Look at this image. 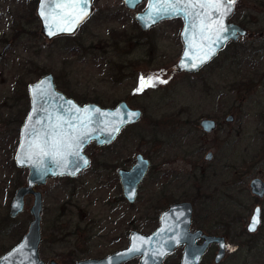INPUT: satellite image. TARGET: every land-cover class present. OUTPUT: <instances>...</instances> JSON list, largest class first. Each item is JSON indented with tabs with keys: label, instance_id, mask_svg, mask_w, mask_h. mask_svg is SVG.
<instances>
[{
	"label": "rangeland",
	"instance_id": "rangeland-1",
	"mask_svg": "<svg viewBox=\"0 0 264 264\" xmlns=\"http://www.w3.org/2000/svg\"><path fill=\"white\" fill-rule=\"evenodd\" d=\"M146 5L131 11L124 0H93L92 16L76 34L50 41L37 0H0V257L22 241L33 221L32 196L17 218L9 215L29 175L14 157L28 86L51 73L58 89L80 103L114 107L126 101L144 115L113 144L90 145L91 166L78 177L54 178L37 188L44 197L43 261L106 257L127 248L133 230L152 234L171 204L188 201L193 230L226 237L221 264H264V199L250 188L253 179L264 181V0H235L232 21L250 35L197 74L178 71V20L154 30L138 27L135 15ZM243 50L248 53L232 58ZM142 77L153 78L151 86L141 88ZM229 115L234 121H226ZM206 118L219 127L203 132ZM138 154L151 161V170L129 204L117 171L133 165ZM257 206L262 225L249 234ZM182 252L180 247L164 264H181ZM216 253L212 246L204 261Z\"/></svg>",
	"mask_w": 264,
	"mask_h": 264
},
{
	"label": "water",
	"instance_id": "water-1",
	"mask_svg": "<svg viewBox=\"0 0 264 264\" xmlns=\"http://www.w3.org/2000/svg\"><path fill=\"white\" fill-rule=\"evenodd\" d=\"M67 0H39L37 16L42 25V33L48 40L60 36H72L92 16L93 0H87L81 7L87 12L75 23L77 10L59 7ZM145 9L138 12L135 21L148 31L163 21L181 18L184 28L181 33L183 51L178 62V71L196 74L219 57L229 43H236L248 36V30L231 21L235 6L223 19L224 29L219 24L208 27L209 21L216 19L214 8L205 4L204 8L185 7L183 0L170 6L173 0H124L127 9L137 10L143 3ZM43 12V15H41ZM2 14L0 7V16ZM203 25V31L201 27ZM71 28L70 31L62 30ZM51 33V34H50ZM227 39H217V37ZM9 46L6 47V50ZM204 57H207L206 59ZM196 64V67H192ZM31 111L22 127L21 137L15 153L18 168L27 169V184L17 189L12 200L10 216L18 217L25 209V200L32 196L34 203L30 209L33 221L22 241L0 259V264H45L40 258L39 247L42 241L41 221L44 208L42 187L54 178H75L90 166V157L85 149L92 143L97 147L112 144L121 131L137 123L142 111L132 109L126 101L114 108H104L98 104L80 105L56 88L53 74L43 76L29 85ZM131 113L137 115L130 116ZM227 122L234 121L229 115ZM201 128L211 133L217 128L213 120L205 119ZM54 143L57 145L54 147ZM211 155L208 159H211ZM150 169V161L139 154L130 170H120L119 177L124 196L134 203L139 186ZM251 192L259 199L264 198V181L255 178L250 183ZM194 207L191 202H178L163 211L159 217V227L150 235L132 231L129 246L101 259H88L78 264H127L140 258L139 264H164L165 260L183 247L181 264H221L227 255V239L219 235L205 233L202 229H192ZM254 218L255 229L250 230ZM262 225V209L257 206L249 220L247 231L255 234ZM216 245L217 253L213 261L203 263L209 249ZM50 264H57L51 262Z\"/></svg>",
	"mask_w": 264,
	"mask_h": 264
},
{
	"label": "snow or ice",
	"instance_id": "snow-or-ice-1",
	"mask_svg": "<svg viewBox=\"0 0 264 264\" xmlns=\"http://www.w3.org/2000/svg\"><path fill=\"white\" fill-rule=\"evenodd\" d=\"M181 0H173V3L170 5L172 7L175 6V4L180 3ZM83 3L86 4L87 0H83ZM183 3L185 4V7H196L199 6L200 8H204L205 4H207L208 6L212 7L215 9L216 13L218 14L216 19H212L209 21L208 27L211 28L212 25L215 24H219L220 28L224 29V25H223V19L224 16L231 11V5L235 3V0H183ZM59 7H64V8H71L73 10H77L78 11V15L75 18V21H73V23H75L76 21H78L79 19H82L85 15H87V12L81 7V0H67L66 3H62L60 5H58ZM41 15H43V12H41ZM62 30H68L70 31L71 28L68 29H62ZM201 30L203 31V25L201 27ZM51 34V33H50ZM217 39H227V37H217ZM205 59L207 57H204ZM192 67H196V64H192ZM152 79L151 77H149L146 81L145 79L142 77L141 78V88L147 84L148 86H151L152 83ZM161 83H165L166 81H160ZM137 114L135 113H131L130 116H135ZM54 147H56L57 145L54 143L53 145ZM257 223V220L254 218L253 223L250 227V230H254L255 229V224Z\"/></svg>",
	"mask_w": 264,
	"mask_h": 264
},
{
	"label": "flooded vegetation",
	"instance_id": "flooded-vegetation-1",
	"mask_svg": "<svg viewBox=\"0 0 264 264\" xmlns=\"http://www.w3.org/2000/svg\"><path fill=\"white\" fill-rule=\"evenodd\" d=\"M32 1H35V0H32ZM38 3H39V0H37V6H38ZM1 7V6H0ZM1 11H2V8H1ZM173 20H178L180 23H181V32H182V29H183V27H184V22H183V20L181 19V18H177V19H173ZM168 21H172V20H168ZM168 21H163V22H161L160 24H158L156 27H154V28H152L151 30H154V29H157V28H159V27H161L163 24H165V23H167ZM138 25V24H137ZM138 27L141 29V30H143L139 25H138ZM181 32H180V34H181ZM61 37H69V36H60V37H57V38H55V39H58V38H61ZM55 39H53V40H55ZM180 39H181V37H180ZM52 41V40H51ZM48 74H50V73H48ZM45 75H47V74H45ZM44 75H42L41 76V78L43 77ZM55 77V76H54ZM40 78V79H41ZM39 81V80H38ZM36 83V82H35ZM34 84V83H33ZM55 84H56V78H55ZM56 88L58 89V87H57V84H56ZM59 90V89H58ZM60 91V90H59ZM62 92V91H61ZM64 93V92H63ZM67 97H69V98H72V97H70V96H68L66 93H64ZM72 99H74V98H72ZM76 100V99H75ZM77 101V100H76ZM26 104H27V108H26V115H25V118H24V120H23V122H22V126H21V128H20V137H21V131H22V127H23V125L25 124V121H26V119H27V117H28V115H29V113H30V111H31V108H32V105H31V99H30V96H29V86H28V96L26 97ZM78 102V101H77ZM79 103V102H78ZM80 104V103H79ZM139 110H141L142 111V117H143V115H144V111L142 110V109H139ZM142 119V118H141ZM140 119V120H141ZM206 119H209V120H213V121H215L216 122V120L215 119H211V118H206ZM203 120H205V119H202L201 120V122L203 121ZM201 122H200V127H201ZM138 123V122H137ZM136 123V124H137ZM216 124H217V122H216ZM132 126V125H131ZM128 127H130V126H127L126 128H124L122 131H121V133H120V135L118 136V138H117V140L119 139V137L123 134V132L128 128ZM219 127V125L217 124V128ZM216 128V129H217ZM215 129V130H216ZM214 130V131H215ZM116 140V141H117ZM113 144V143H112ZM91 145H94V144H91ZM111 145V144H110ZM109 146V145H108ZM105 147H107V146H105ZM139 155V154H138ZM137 155V156H138ZM143 155V154H142ZM136 156V157H137ZM144 156V155H143ZM145 157V156H144ZM147 158V157H146ZM148 159V158H147ZM149 160V159H148ZM150 161V160H149ZM136 162V161H135ZM135 164V163H134ZM133 164V165H134ZM133 165H131L130 167H127V168H120L118 171H117V173H118V178H119V183H120V186H121V190H122V195H123V199H125L126 201H127V199L125 198V196H124V192H123V186H122V184H121V179H120V177H119V171L120 170H130L132 167H133ZM150 170H151V161H150V169H149V172H150ZM148 172V173H149ZM148 175V174H147ZM140 187V186H139ZM37 188L38 187H36L35 189L37 190ZM139 190V189H138ZM137 195H138V193H137ZM43 199H44V197H43ZM264 199V198H263ZM136 201V200H135ZM128 202V201H127ZM185 202V201H184ZM129 204H133V203H130V202H128ZM135 203V202H134ZM178 203V202H177ZM172 205V204H171ZM170 205V206H171ZM169 206V207H170ZM168 207V208H169ZM167 208V209H168ZM10 209H11V207H10ZM262 209V208H261ZM165 211V210H164ZM43 212H44V208H43ZM9 215H10V212H9ZM11 217V216H10ZM17 218V217H16ZM41 223H42V221H41ZM41 228H42V224H41ZM78 228H76V230H77ZM134 231V230H133ZM41 236H42V233H41ZM226 238V237H225ZM42 242V241H41ZM216 248H217V250H218V247L216 246V245H214ZM213 246V247H214ZM40 248V247H39ZM5 255V254H4ZM3 255V256H4ZM2 256V257H3ZM2 257H0V259L2 258ZM104 258V257H103ZM88 259H101V258H88ZM88 259H84V260H88ZM204 259H205V257H204ZM204 259H203V263H206L207 261H204ZM80 261H83V260H80ZM80 261H78V262H80ZM45 262V261H44ZM51 262H56L57 264H59L57 261H55V260H51L50 262H49V264L51 263ZM78 262H77V264H78ZM209 262V261H208ZM45 264H47L46 262H45Z\"/></svg>",
	"mask_w": 264,
	"mask_h": 264
},
{
	"label": "trees",
	"instance_id": "trees-1",
	"mask_svg": "<svg viewBox=\"0 0 264 264\" xmlns=\"http://www.w3.org/2000/svg\"><path fill=\"white\" fill-rule=\"evenodd\" d=\"M232 44H236V45H237V43H231L230 45H232ZM230 45H229V46H230ZM229 46H228V47H229ZM228 47H227V49H228ZM236 47H237V46H236ZM227 49H226L225 51H227ZM225 51H224V52H225ZM229 51H230V49H228V52H229ZM240 51H241V50H240ZM260 51H261V52L264 51V48H262ZM241 53H242V55L247 54V53H248V50H243V52H237V51H236V52L232 55V58H237L235 55H236V54H241ZM252 56H253V55H252ZM252 56H251V57H252ZM228 59H231V58H228ZM214 62H215V61H214ZM42 75H44V74H42ZM42 75H41V76H42ZM252 82H253V81H252ZM252 82H250V83H251V86H254V82H253V84H252ZM79 103H80V102H79ZM81 104H82V103H81Z\"/></svg>",
	"mask_w": 264,
	"mask_h": 264
},
{
	"label": "bare ground",
	"instance_id": "bare-ground-1",
	"mask_svg": "<svg viewBox=\"0 0 264 264\" xmlns=\"http://www.w3.org/2000/svg\"><path fill=\"white\" fill-rule=\"evenodd\" d=\"M183 28H184V27H183ZM182 30H183V29H182ZM217 59H218V58H217ZM217 59H216V60H217ZM216 60H215V61H216ZM209 65H211V63H210ZM209 65H207L206 67H208ZM206 67H204V68H206ZM204 68H203V69H204ZM199 72H200V71H199ZM199 72H198V73H199ZM196 74H197V73H196ZM129 106H130V105H129ZM130 107H131V106H130ZM131 108H132V107H131ZM132 109H134V108H132ZM141 118H142V117H141ZM139 121H140V120H139ZM87 149H88V147L85 149V153H86V150H87ZM86 154H87V153H86ZM87 155H88V154H87ZM89 157H90V156H89ZM90 159H91V158H90Z\"/></svg>",
	"mask_w": 264,
	"mask_h": 264
}]
</instances>
